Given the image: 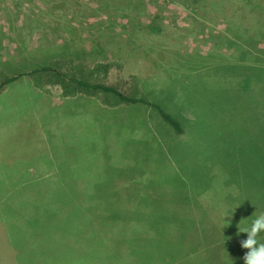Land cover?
<instances>
[{
    "label": "rangeland",
    "instance_id": "rangeland-1",
    "mask_svg": "<svg viewBox=\"0 0 264 264\" xmlns=\"http://www.w3.org/2000/svg\"><path fill=\"white\" fill-rule=\"evenodd\" d=\"M259 28L264 0H0V81L23 73L0 92V215L22 221L0 264H244L239 228L264 213ZM98 63L89 81L146 102L62 99L31 74ZM114 224L125 249L86 239Z\"/></svg>",
    "mask_w": 264,
    "mask_h": 264
},
{
    "label": "trees",
    "instance_id": "trees-1",
    "mask_svg": "<svg viewBox=\"0 0 264 264\" xmlns=\"http://www.w3.org/2000/svg\"><path fill=\"white\" fill-rule=\"evenodd\" d=\"M250 3L251 1H247L245 4H250ZM259 29L264 31L262 28ZM74 66H75L74 69H70L69 71L66 72L57 65H45L34 69L31 72V74L45 73L47 76H49L50 79L52 78L55 82L60 83L62 85L65 95H73L77 92H83L94 95L99 91H102L109 94L110 93L113 94L120 102H130V103L146 102V100L142 98L127 95L126 93L121 91L116 85L88 80L90 74L95 73L97 71L98 72L101 71L102 67L108 69L110 67V63H98L93 67H91V70H89L87 73H85L84 70L85 68L83 64L74 65ZM22 75L23 73L14 76H5L0 81V91H2L5 86L13 82L14 80L18 79ZM160 112L163 118L166 121H168L176 131L181 132L183 130L182 127H180L179 123L169 113L162 110L161 108H160ZM115 228H116L115 224L112 225V227H109V229L112 231L111 234L118 235L119 232L116 231ZM110 246L111 248L114 247L113 242H111V245L108 244L109 248Z\"/></svg>",
    "mask_w": 264,
    "mask_h": 264
},
{
    "label": "crops",
    "instance_id": "crops-1",
    "mask_svg": "<svg viewBox=\"0 0 264 264\" xmlns=\"http://www.w3.org/2000/svg\"><path fill=\"white\" fill-rule=\"evenodd\" d=\"M21 78H23L22 76H20L18 79L20 80ZM25 78V77H24ZM17 80V79H16ZM15 81V80H14ZM12 83V82H11ZM33 83V82H32ZM10 84V83H9ZM33 86H34V83L32 84ZM6 89V87L2 90V91H4ZM2 91H0V92H2ZM64 96L62 97V99H75V98H80V97H82V96H87V95H89V96H92L91 94H87V93H83V92H77V93H75V94H73V95H65V94H63ZM85 100V99H84ZM91 100V99H90ZM106 105H108L109 106V104L108 103H105ZM105 104H102V105H105ZM98 105V104H97ZM161 117L163 118V116L161 115ZM164 119V118H163ZM165 120V119H164ZM168 122V121H167ZM169 123V122H168ZM8 124V122L4 125V131H5V133H7V128H6V125ZM178 132V131H177ZM181 133V132H180ZM3 136V135H2ZM1 138H4V137H0V140H1ZM109 189L108 188H105V187H100V188H98V189H96V188H92V189H88V190H86V191H89V194H93L95 191L96 192H98V191H100V192H103V191H108ZM43 191L44 190H41L40 191V197H41V195H43ZM79 192V191H78ZM5 197L6 196H4V197H0V207L2 206V204H3V206H4V203H5ZM40 197H38V201L37 200H34L33 201V205H34V209H45L46 210V208L44 207V200L43 199H41ZM85 198H87V197H85ZM41 201V202H40ZM92 201V200H91ZM105 205L106 204H103V205H101V211H100V215H101V217H100V220H101V222L103 223L104 221H105V216L107 215H105ZM110 206L112 207V206H117V203H115V204H110ZM137 208H138V206H137ZM180 207H175V209H179ZM137 210L138 209H136V215L135 216H138V214H137ZM6 218H11V221H7L6 220ZM18 221L19 222H21L22 223V221H20L19 219L18 220H16V221H14L13 219H12V217L10 216V215H8V214H3V215H0V239H4L6 236H8V234L10 235L11 233H8L9 231H11L12 233H14V231H13V224L15 223H18ZM115 230H116V228H115ZM117 231V230H116ZM101 233H103V234H106V235H109L110 237H108V238H111L110 239V241L108 240V238L107 237H104ZM101 233H90V234H87L86 235V239L87 240H89V242H90V244H93V245H96L97 246V248H98V250L99 249H104V248H106V249H112L111 248V246H110V248L108 247V244H110L111 245V242H113V244H114V247L113 248H121V249H125V247H123L124 245H122V244H125V242L124 241H117L116 239H114L113 238V236H117V235H115V234H108V233H106L105 231H102ZM15 235H17L16 233H14ZM12 238V237H11ZM59 238V236L57 235V239ZM56 239V240H57ZM1 241V240H0ZM8 241V240H7ZM129 243V242H128ZM130 244V243H129ZM134 247H143L141 244H138V242H136L135 243V245H134ZM85 248H88V249H92V248H89V247H85ZM88 249H85V250H88ZM16 250H18V249H12V250H10V251H16ZM6 251L4 250V249H0V256L1 255H3L4 253H5Z\"/></svg>",
    "mask_w": 264,
    "mask_h": 264
},
{
    "label": "clouds",
    "instance_id": "clouds-1",
    "mask_svg": "<svg viewBox=\"0 0 264 264\" xmlns=\"http://www.w3.org/2000/svg\"><path fill=\"white\" fill-rule=\"evenodd\" d=\"M239 232L247 234V239L240 242L241 247L247 249L244 264H264V242L258 239L264 232V213L259 214L250 227L239 228Z\"/></svg>",
    "mask_w": 264,
    "mask_h": 264
}]
</instances>
